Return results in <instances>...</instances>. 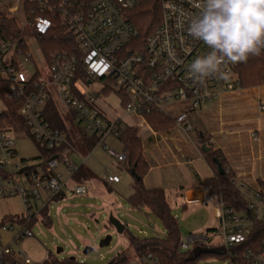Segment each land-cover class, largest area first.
Segmentation results:
<instances>
[{
    "label": "built area",
    "instance_id": "1",
    "mask_svg": "<svg viewBox=\"0 0 264 264\" xmlns=\"http://www.w3.org/2000/svg\"><path fill=\"white\" fill-rule=\"evenodd\" d=\"M26 1L33 3L42 16L28 21L24 14L25 26L44 32L57 17L66 33L75 38L82 58L80 63L77 57L67 53H55L48 60L42 55L44 66L49 70L47 80L44 70H39L36 64L33 73L26 67L35 62L28 43V38L37 43L32 31L28 35L23 30V39L18 36L6 40L0 38V82L8 84L7 100L23 101L20 114L35 143L55 152L49 160L40 158L36 164H27L18 157L15 134L0 131V199L21 200L25 214H40L51 202L67 194L66 191L82 196L89 189L86 182L76 183L69 189L60 171L65 166L72 175L75 173L76 167L70 159L74 149L67 133L54 128L46 118L50 100L56 103L58 99L70 112L77 128L97 137V147L122 165L126 154L106 144L109 138L119 139L118 128L122 127L121 115L109 103L111 96H115L124 114L144 121L153 113L168 117L175 113L176 127L189 135L194 131L190 122L192 112L206 105L220 104L243 90L236 70L239 63L225 65L230 74L227 81L206 78L200 83L188 77L190 64L210 51L187 32L189 17L198 13L195 5L201 0H93L88 4L76 0L58 3L52 0H0V9H6L10 15L16 14L20 9L23 11ZM145 1L159 3L161 19L153 32L140 42L139 32L129 15ZM82 72L87 81L77 78ZM29 77L35 79L29 81ZM94 83L101 84V88L91 90ZM3 111L5 106L0 99V113ZM258 111L264 113L263 99L258 102ZM251 135L257 140L256 132ZM32 167L33 170L28 171ZM105 180L112 184L119 183L120 178L107 171ZM235 186L248 201L249 212L254 217L249 212L239 214L226 203L219 202L216 218L222 221L221 245H212L214 235L194 234L181 241V251L224 248L230 264H264V237L258 247L252 235L253 223L264 222V187L253 190L237 181ZM2 232H14L8 243L2 241ZM32 237V231L19 224L1 228L0 264H53L47 262V258L34 262L21 249L22 242ZM247 239L254 247L240 255L235 248ZM125 264L161 262L152 253H146L137 255L135 262Z\"/></svg>",
    "mask_w": 264,
    "mask_h": 264
},
{
    "label": "rangeland",
    "instance_id": "2",
    "mask_svg": "<svg viewBox=\"0 0 264 264\" xmlns=\"http://www.w3.org/2000/svg\"><path fill=\"white\" fill-rule=\"evenodd\" d=\"M7 14L15 18L19 28L22 31L24 30V33H28V35L31 33V29L25 26L24 12L21 9L16 14L10 15L8 12ZM28 43L34 54L35 62L28 64L26 66L27 70L29 73H33L36 69V64L39 70H44L43 75L49 80V70L44 66L39 46L33 39L28 38ZM100 88L101 84L94 83L90 89L95 90ZM261 99L264 100V82L244 86L242 91L229 96L222 103L218 104L216 110V105L203 106L202 110L204 112L215 110L219 113L217 118L211 120L213 126L215 124H223L225 127L236 126L240 121H247L248 123L252 121L256 123L260 122L263 125L264 113L261 114L258 111V102ZM109 103L112 107L119 109L115 96L110 97ZM56 104L71 133L76 149L78 151L80 149L83 150L80 134L73 121V117L58 99H56ZM173 114L174 116L176 115L175 113ZM133 120V117L128 115L124 118L123 122L125 125H131ZM216 120H219V122ZM246 126L249 127L250 125L246 124ZM15 140L18 157L25 160L27 164H36L40 154L37 144L24 135L15 134ZM106 144L119 153L123 150L122 144L117 139L110 138ZM251 145L254 149L252 150L253 157L257 160L256 169L258 171L257 175H259V168L261 169V166L258 160L260 158L258 144L251 143ZM83 154L88 157L89 164L93 163L95 167L97 166L98 171L95 174L97 173L96 175L100 179L104 177L107 170L121 177V189L113 193L118 201L116 210L112 209V213L109 212L105 200L97 196L102 192L105 193L104 185L101 182H97V186H93L89 193L82 196L66 191L67 194L64 200L53 201L49 206L50 227L38 221L31 229L33 237L24 240L20 247L34 262H42L50 256L60 262L69 258H75L79 264H108L120 253H124L130 263L135 262L137 254L128 243L126 233L118 234L109 224V217L113 215L126 226L128 233L139 239L164 237L166 234L165 228L155 215L149 214L147 216V211H138L130 207L127 199L130 193L132 176L122 165L116 163L100 147L95 148L92 153L84 150ZM221 156L224 158L222 153ZM225 161L227 167L234 173L235 179H237L236 171H233L234 169L226 159ZM71 187L72 184L70 183L68 188L70 189ZM260 187H264V181L257 180L256 188ZM93 194L96 196H92ZM172 204L175 217L179 223L182 241L194 234H210L214 235L212 245H221L223 239L221 234L222 221L214 217V207L217 206L216 201L211 200L209 202L191 204L187 211L177 207L173 200ZM24 211L25 206L21 200L17 198L0 199V219L6 215L20 214ZM207 229L216 230L217 232L208 233ZM10 234L13 235L14 232H9L8 236ZM4 235L7 234L4 233ZM108 235L112 236L110 245L100 248V242ZM13 247L14 249H18L16 246ZM87 247L92 248L93 252L84 254ZM59 249H62V252L58 254ZM199 264H230V262L229 259L208 256L201 260Z\"/></svg>",
    "mask_w": 264,
    "mask_h": 264
},
{
    "label": "trees",
    "instance_id": "3",
    "mask_svg": "<svg viewBox=\"0 0 264 264\" xmlns=\"http://www.w3.org/2000/svg\"><path fill=\"white\" fill-rule=\"evenodd\" d=\"M58 3L64 0H52ZM81 4H88L93 0H76ZM24 14L28 21H33L36 17L42 16L36 11L35 5L26 1L24 3ZM130 21L139 32L140 42L149 36L161 19V8L156 1H145L140 6L135 8L130 13ZM35 36L39 49L43 57L48 60L55 53H67L70 56H75L81 63V52L75 41V38L66 33L61 26L58 18L52 20V26L44 32L31 30ZM23 39L22 30L19 28L15 18L7 14V10L0 9V38L2 40L16 37ZM239 73L242 87L264 82V53L259 56H251L247 62H241L236 68ZM77 78H82L87 81L85 75L80 73ZM35 78L29 77V81ZM8 84L0 82V99L5 106V111L0 113V131H10L16 135H24L33 139L29 128L26 125L24 118L20 114V109L23 101H9L7 100ZM46 118L54 128H58L68 134V128L64 121L57 104L50 100L46 107ZM146 120L150 127L156 132H165L175 128V119L165 116L164 114H150L146 116ZM82 141L84 142L88 151H92L98 143V138L89 136L83 131L79 130ZM119 140L123 145L126 154V161L122 166L132 175L133 183L131 185L133 193L128 199L130 207L138 211H147L149 214L155 215L163 224L166 234L164 237H154L151 239H139L125 230L126 238L130 246L134 249L137 255L152 253L159 258L161 264H199V262L208 256H214L219 259H228V255H210L203 254L192 259V253L196 248L183 252L180 249L181 237L179 230V223L174 214V208L167 193L163 189L148 190L143 183L145 175V167L143 165V147L138 136V129L135 127L124 126L118 128ZM200 137V134L198 133ZM68 140L71 141L69 136ZM35 142V141H34ZM207 147V141L204 140ZM40 150V157L44 160H49L54 157L55 152L49 151L46 148L38 145ZM202 155L214 171V176L203 182L207 188L208 196L219 202H224L230 207L234 208L239 214H248V201L242 196L235 186V175L231 171L227 172V165L225 159L221 156L219 151H213L210 148L209 152L202 150ZM218 159L225 170L224 175H220L218 167L215 162ZM33 170L28 168V171ZM89 174L85 167H80L74 175L77 183L88 180ZM64 194L61 195V197ZM57 198L56 201L60 200ZM184 211H187V204L180 206ZM41 221L45 226L50 227L51 219L49 216V206L44 208L38 215L22 214L10 215L0 221V229L6 225L19 224L26 229L32 227ZM209 232H217L216 230H208ZM253 240L259 247L261 240L264 237V222H254L252 229ZM256 238V239H254ZM257 240V241H255ZM254 247L250 243V239L235 248L241 255L247 248ZM47 262L53 264H79L76 259L69 258L63 262L48 256ZM128 258L124 253L118 254L108 264H125L128 263ZM83 264V263H81Z\"/></svg>",
    "mask_w": 264,
    "mask_h": 264
},
{
    "label": "crops",
    "instance_id": "4",
    "mask_svg": "<svg viewBox=\"0 0 264 264\" xmlns=\"http://www.w3.org/2000/svg\"><path fill=\"white\" fill-rule=\"evenodd\" d=\"M215 105L216 110L218 104ZM114 110L117 114L121 115L122 127L129 126L138 129V136L143 147V165L146 170L143 177L145 188L148 190L163 189L167 193L170 201L172 202L173 200L177 207L187 204V208H189V205L191 204L204 203L206 201L209 202L214 200L208 196L207 188L203 185L204 181L211 179L214 176L213 169L202 155V148L205 146L204 140L207 141L208 148H212L213 151L221 152L224 158L234 169L233 171H236L237 179H235V181L240 184H247L248 187L253 190L256 189L257 180L264 181V124L262 125L260 122L256 123L252 121L251 123H248L247 121H240L236 126L225 127L223 124H215V126H213L211 120L213 118H217L219 113L215 110L204 112L200 109L197 112H192L190 115V122L194 126V131L187 135L183 130L177 128L176 126L169 131L156 132L150 127L147 120L144 121L133 116H131L134 119L131 125H125L123 120L128 115L124 114L120 109L114 108ZM113 115L115 116V114ZM170 117L174 118L175 116L173 115ZM216 121L219 122V120ZM246 124H249L250 126L247 127ZM79 130L80 129L78 128V131ZM253 132H256L257 140L252 138L251 134ZM198 133L200 134V137L198 136ZM68 136L71 139V141L68 140L69 144L74 149V151L70 153V159L76 167L75 173L82 166L86 168L89 177L88 180H84L82 182H86L88 185L89 189L87 193H89L93 186H97V182H101V184L104 185L105 193L102 192L97 196L105 200V204L108 206L109 212L112 213V209L116 210L118 205L117 198L113 195V193L114 191L121 189V177L118 174L111 173L107 170L111 175H115L120 178L119 183H107L105 175L102 179H100L96 175L97 173L95 174V172L98 171L97 166L95 167V164L93 163L89 164L87 160L88 157L83 154L84 150L88 153H92L97 146L92 151H88L81 139L83 150L80 149V151H78L74 145L69 130L67 137ZM117 140L121 143L119 139ZM251 143L258 144L260 154V158L258 160L261 166V169L259 168V175H257V160L253 157L252 150L254 149L252 148ZM246 149H248V151H246ZM120 153H125L124 149ZM40 158L39 154L37 160ZM24 162L26 161L24 160ZM60 171L64 175V178L67 176L65 180L68 185L71 183L73 186L77 183L74 179L75 173L72 175L65 166H62ZM132 183L133 177L132 182L130 183L129 197L133 193L131 187ZM98 189L100 190V188ZM193 192H202L203 199L188 201V194ZM92 196L96 195L93 194ZM65 197L66 194H64V196H62L58 201L64 200ZM197 197H199V195ZM214 201L217 202V206L214 207V217L216 218V208L219 206V201ZM22 214H25V212L15 215ZM7 216L10 215H6L2 219ZM2 219H0V221ZM4 233L7 235H4ZM8 233H1V239L4 243H8L13 237L11 234L8 236Z\"/></svg>",
    "mask_w": 264,
    "mask_h": 264
},
{
    "label": "clouds",
    "instance_id": "5",
    "mask_svg": "<svg viewBox=\"0 0 264 264\" xmlns=\"http://www.w3.org/2000/svg\"><path fill=\"white\" fill-rule=\"evenodd\" d=\"M198 13L189 17L188 35L210 51L189 66L188 77L227 81V64L247 62L264 51V0H201Z\"/></svg>",
    "mask_w": 264,
    "mask_h": 264
},
{
    "label": "water",
    "instance_id": "6",
    "mask_svg": "<svg viewBox=\"0 0 264 264\" xmlns=\"http://www.w3.org/2000/svg\"><path fill=\"white\" fill-rule=\"evenodd\" d=\"M203 151L205 152H209L210 151V148L204 146L203 148ZM215 162L217 164V167H218V172L220 175H224L225 173V170L222 166V163L218 160V159H215ZM199 195V197H197ZM197 197V198H196ZM187 199L188 201H194L196 199H203V193L202 192H196V193H189L188 196H187ZM250 216L253 218L254 215L252 212H249ZM109 224L116 230V232L118 234H123L125 233V230H126V226L120 222L119 220H117L113 215H111L109 217ZM112 241V236L111 235H108L106 236L101 242H100V248H103V247H107L110 245ZM62 252V249H59L58 250V254ZM90 252H93V249L92 248H86L85 251H84V254H88ZM226 253V250L224 248H196L193 253H192V259H196L197 257H199L200 255H203V254H210V255H218V256H222ZM72 259H75V258H72Z\"/></svg>",
    "mask_w": 264,
    "mask_h": 264
}]
</instances>
